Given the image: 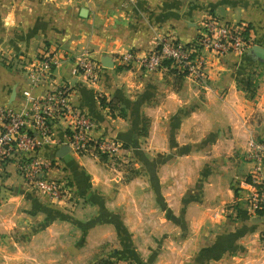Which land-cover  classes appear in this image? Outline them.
I'll use <instances>...</instances> for the list:
<instances>
[{
  "label": "crops",
  "instance_id": "1",
  "mask_svg": "<svg viewBox=\"0 0 264 264\" xmlns=\"http://www.w3.org/2000/svg\"><path fill=\"white\" fill-rule=\"evenodd\" d=\"M210 15L247 24L254 45L242 56L209 55L207 87L123 65L165 36L194 43ZM254 46L264 49V0H0V106H24V64L55 49L57 82H71L95 135L122 143L136 165L128 178L88 154L63 156L67 146L45 148L48 177L78 200L72 211L51 206L9 164L0 264H142L157 246L153 264H264V215L252 213L244 185L250 143L264 142V53ZM85 52L103 67L97 83L76 73ZM57 134L65 141L62 127Z\"/></svg>",
  "mask_w": 264,
  "mask_h": 264
},
{
  "label": "built area",
  "instance_id": "2",
  "mask_svg": "<svg viewBox=\"0 0 264 264\" xmlns=\"http://www.w3.org/2000/svg\"><path fill=\"white\" fill-rule=\"evenodd\" d=\"M135 1V0H132ZM254 45L247 24H226L210 15L204 22L199 37L192 44H184L175 37H162L155 51L145 56L128 53L122 57L123 65L138 64L145 72H166L171 69L187 71V77L199 87H207L208 56L218 58L229 55L242 56ZM171 61V62H170ZM166 62H170L167 65ZM60 59L57 50H46L32 63H25L31 87L25 90L24 106H0V186L7 166L17 165L27 186L53 204H65L72 196L67 182L48 177L52 163L43 158L47 147H69L75 155H102L121 158L125 146L113 139L97 137V123L82 109L74 106V87L71 82L58 83L55 68ZM102 65L88 52L77 59L76 73L90 83L100 81ZM47 86L42 96L34 88ZM62 127L65 141H61L57 128ZM248 160L254 168L244 185L250 188L246 197L252 213L264 215V142L250 143Z\"/></svg>",
  "mask_w": 264,
  "mask_h": 264
},
{
  "label": "rangeland",
  "instance_id": "3",
  "mask_svg": "<svg viewBox=\"0 0 264 264\" xmlns=\"http://www.w3.org/2000/svg\"><path fill=\"white\" fill-rule=\"evenodd\" d=\"M125 150H126V153H124L121 158H119V157L118 158H116V157L111 158L107 155H102L99 157V160L105 167H107L111 171L115 170L118 172H123L126 175L128 174L127 177L129 178L132 174L134 175V173H136V165L134 162L133 152L130 149L128 150L127 148H125ZM126 181H127V179H126ZM45 201L53 207L54 206L55 207H61L60 203L59 204H53L52 202H48L46 198H45ZM77 202H78V200L76 199V197H74V195L72 193L70 200L67 201L63 205L65 207L71 205L70 210L74 211L77 207ZM173 247L177 249V244H174ZM156 248L157 249L155 251H152L151 254L146 253V255L149 254L150 256H148L145 260H141L142 264H153L151 262L154 260L155 255H156L155 253H157L156 251H158V249H159L158 246ZM110 251H112V248H110ZM151 259H153V260H151ZM94 261H95L94 264H137V263H134L133 261H130L129 259L128 260H121V259H117V258H109V259H107V258H99L98 259L97 258L95 260L92 259L88 262V264H93Z\"/></svg>",
  "mask_w": 264,
  "mask_h": 264
},
{
  "label": "trees",
  "instance_id": "4",
  "mask_svg": "<svg viewBox=\"0 0 264 264\" xmlns=\"http://www.w3.org/2000/svg\"><path fill=\"white\" fill-rule=\"evenodd\" d=\"M170 62H166V64L170 65ZM171 73L174 74L176 76V78L178 79L177 84L181 83L183 81V79H185L187 77V74H188L187 71H182L179 69H171Z\"/></svg>",
  "mask_w": 264,
  "mask_h": 264
},
{
  "label": "water",
  "instance_id": "5",
  "mask_svg": "<svg viewBox=\"0 0 264 264\" xmlns=\"http://www.w3.org/2000/svg\"><path fill=\"white\" fill-rule=\"evenodd\" d=\"M254 49H255V51L261 52L262 54L264 53V49L262 47L254 46ZM68 152H70L69 147H64L61 150V153H62L63 156L66 155Z\"/></svg>",
  "mask_w": 264,
  "mask_h": 264
}]
</instances>
